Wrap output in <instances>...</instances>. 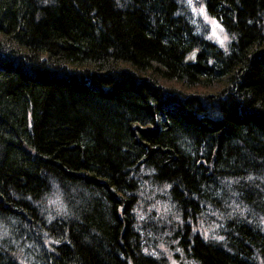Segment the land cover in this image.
I'll list each match as a JSON object with an SVG mask.
<instances>
[{"label": "trees", "instance_id": "16d2710c", "mask_svg": "<svg viewBox=\"0 0 264 264\" xmlns=\"http://www.w3.org/2000/svg\"><path fill=\"white\" fill-rule=\"evenodd\" d=\"M200 2L224 49L188 0H0V264H264V0Z\"/></svg>", "mask_w": 264, "mask_h": 264}, {"label": "rangeland", "instance_id": "374dc122", "mask_svg": "<svg viewBox=\"0 0 264 264\" xmlns=\"http://www.w3.org/2000/svg\"><path fill=\"white\" fill-rule=\"evenodd\" d=\"M200 1L201 0H188L192 14L194 17H198L208 24L209 38L224 49L225 44L228 41V36L219 22L206 13L203 4ZM158 248L168 257L169 264H178L174 259L172 252L166 246L158 245Z\"/></svg>", "mask_w": 264, "mask_h": 264}, {"label": "water", "instance_id": "95a60500", "mask_svg": "<svg viewBox=\"0 0 264 264\" xmlns=\"http://www.w3.org/2000/svg\"><path fill=\"white\" fill-rule=\"evenodd\" d=\"M197 53V50L194 49L190 52V54L186 58L187 63H192L194 61L195 55ZM111 192L113 193V190L111 189Z\"/></svg>", "mask_w": 264, "mask_h": 264}]
</instances>
